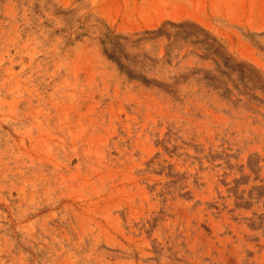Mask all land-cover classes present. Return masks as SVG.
<instances>
[{
    "label": "rangeland",
    "instance_id": "rangeland-1",
    "mask_svg": "<svg viewBox=\"0 0 264 264\" xmlns=\"http://www.w3.org/2000/svg\"><path fill=\"white\" fill-rule=\"evenodd\" d=\"M0 264H264V0H0Z\"/></svg>",
    "mask_w": 264,
    "mask_h": 264
}]
</instances>
